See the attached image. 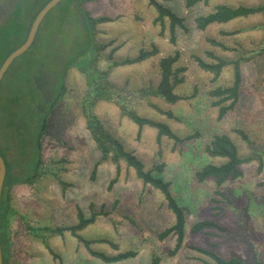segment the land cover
Returning <instances> with one entry per match:
<instances>
[{
  "label": "rangeland",
  "instance_id": "374dc122",
  "mask_svg": "<svg viewBox=\"0 0 264 264\" xmlns=\"http://www.w3.org/2000/svg\"><path fill=\"white\" fill-rule=\"evenodd\" d=\"M158 1L186 19L188 29H177L175 44L170 40V20L163 31L155 22L158 13L149 0L82 3L81 8L92 17L111 18L97 23L93 31L98 49L104 46L99 49V68L108 71V83L120 90L116 93L118 99L103 97L91 104L87 100L90 79L77 66L67 69L62 97L48 118V129L42 138L43 165L39 175L33 182L21 181L11 190L12 205L18 212L11 224V264H150L153 254L161 256V264L213 262L191 246L213 250L224 258L239 256L251 262L257 255L264 261V11L214 23L203 30L196 25L198 16L211 12L218 4L264 6V0H208L192 6L187 5L188 0ZM18 4L19 1L13 16ZM73 12L75 15H70L62 32L46 46L47 67L84 44L80 41L86 35L82 14ZM76 40L80 43L76 44ZM155 47L158 53L146 60L109 69L111 53L113 60L122 62ZM176 51L181 54L176 66L184 79L176 90L186 99L171 104L159 97L146 99L138 94L142 87L159 84V60ZM197 57L209 63L243 58L240 99L222 118L221 105H229L232 100L219 104L220 97L211 91L233 85L234 65L225 66L215 76L199 65ZM9 73L11 85L21 79L22 72L17 67ZM38 73L32 81L48 99L55 93L57 76L45 68ZM118 101H124L141 116L166 122L181 138H191L176 144L163 137L159 144L157 130L149 126L139 135V126ZM168 111L174 117H169ZM90 112L99 120L103 133L132 151L145 169L164 164L163 176L187 210L186 237L176 255H170L176 237L159 238L175 221L164 196L144 184L124 160L114 161L111 150L109 156H104L89 128ZM214 133L228 134L240 156L252 157L241 165L243 174L239 178L222 183L213 177L197 180L196 171L203 165L226 161L207 152ZM22 165L19 171L24 173ZM79 208L86 217L95 216L78 232L91 241L93 249L109 255L136 250L137 255L118 262H105L91 255L83 241L67 229L78 223ZM200 220L216 222L224 230L193 232L192 225ZM61 227L65 230L55 231Z\"/></svg>",
  "mask_w": 264,
  "mask_h": 264
},
{
  "label": "trees",
  "instance_id": "16d2710c",
  "mask_svg": "<svg viewBox=\"0 0 264 264\" xmlns=\"http://www.w3.org/2000/svg\"><path fill=\"white\" fill-rule=\"evenodd\" d=\"M49 1L50 0L19 1L16 10V12H18H15L16 14L9 19L5 28L0 33V67L12 52L26 41L34 19ZM202 1L207 2L208 0H188L187 5L192 6ZM83 2L84 0H63L54 7L39 27L31 48L12 63L0 83V154L5 159L7 166L0 206V238L3 252V264H11L13 250L11 243V224L13 217L18 214L12 205L11 190L21 181L33 182L39 175L40 168L43 165L42 138L48 129V118L51 116L53 108H55L62 97L65 82L64 78L67 69L73 65L77 66L87 79H90L91 89L88 91L87 100H89L91 104H94L103 97L115 101L118 99L116 93L117 90H120L116 88V86L108 83V71L99 68V49L101 51L104 46L98 49L93 31L97 23L109 21L111 18L92 17L86 10L81 8ZM149 2L155 7L158 13L155 22L162 26L163 31L166 28L167 19L170 20V40L175 44L177 42V29L180 27L185 30L188 29L186 19L158 0H149ZM73 9L82 14V25L85 28L86 35L82 37L80 41L84 44L80 49H77V51L73 52L72 50L69 55H65L64 60L63 57L59 60H52V65L47 67L46 64H48V60L45 59L47 54L46 46L58 32H62V28L69 20L70 15H75ZM25 11H27L26 14ZM263 11V5H241L232 7L227 4H218L211 12L198 16L196 18V25L199 29L203 30L214 23H226L240 17L254 15ZM52 27H54V29L51 31ZM19 30L21 32L17 36ZM84 40L85 42H83ZM78 41L79 40H76V44L80 43ZM211 41L215 42L214 40ZM157 53L158 49L156 47L151 51L141 50L136 58L126 59L122 62L113 60V54L111 53L109 55L111 61L109 69L121 64L140 62ZM180 55V52L176 51L174 54L162 57L158 63L161 77L159 84L157 86L150 85L148 87H142L139 93H137L146 99L151 96L159 97L171 104L186 99L185 96L181 95L176 90L184 81L180 73L181 70L176 66L180 59ZM21 58L24 59L23 62L20 61ZM197 61L202 68L214 73L215 76H218L225 66L229 64L234 65L233 85L225 88L219 87L211 91L213 96L220 97L219 104L227 100H232L229 105H221L219 118H222L234 108L240 99V88L242 84L241 63L243 58H238L234 61L220 59L218 62L209 63L197 57ZM15 67L22 72V74L19 75L21 79L11 85L10 82H8L10 75L9 71ZM42 68L54 71L57 76V83L54 86L55 93H53V95L51 94L48 99L32 81L33 75H39L38 71ZM118 102L122 105L123 111L139 126V135L145 126H149L157 130V142L159 144H161L163 137L173 139L176 144L191 138V136L181 138L166 122L141 116L135 110L125 105L124 101ZM148 102L150 105L163 112V109L158 107L155 103L151 101ZM166 114L169 117H174L173 113L169 111ZM87 118L89 128L94 138L103 149L104 156H109L108 151L111 150L114 161L119 162L120 160H124L129 167L135 170L138 178L141 179L144 184L156 188L164 196L168 208L174 214L175 221L171 226L159 234V238L164 240L169 236H175L176 245L170 251V255H176L183 247L186 237L187 210L179 203L177 197L173 194L171 182L164 178V164L157 165L156 168L152 170L145 169L144 163L132 151L127 150L124 145L112 135L103 133L104 131L102 127H100L101 124L99 120L92 112L87 114ZM207 152L210 156L221 157L226 159V161L221 164L208 163L203 165L196 171V178L199 181H204L209 177H213L217 179V182L222 183L228 178H239L243 174L241 165L249 162L252 158L250 155L247 157L240 156L237 145L226 133H214L207 146ZM160 154L161 151L159 150V155ZM24 157L25 160L23 159ZM23 163H26V165H22ZM20 165H22L21 167L24 173L17 169ZM24 175L25 178H22ZM115 180H113L112 183H114ZM20 217L22 216L20 215ZM78 219L79 221L76 225L67 227V229L83 241L94 257L100 258L105 262H118L137 255L136 250H128L116 255H109L105 252L93 249L91 247V241L82 238L78 232L93 222L95 216L88 218L82 209L79 208ZM28 227L29 230L33 229L31 226ZM208 228L224 230L223 226L210 220H200L192 225L193 232H199ZM63 230L65 229L61 227L57 228L55 231L62 232ZM46 245L49 247L48 244ZM114 246L116 247L117 245L115 244ZM191 248L209 256L213 261L211 264H264V261L257 255L249 262L239 256L224 258L207 248L198 246H191ZM161 260V256L153 254L150 264H161Z\"/></svg>",
  "mask_w": 264,
  "mask_h": 264
},
{
  "label": "water",
  "instance_id": "95a60500",
  "mask_svg": "<svg viewBox=\"0 0 264 264\" xmlns=\"http://www.w3.org/2000/svg\"><path fill=\"white\" fill-rule=\"evenodd\" d=\"M61 1L63 0H50L38 13V15L36 16V18L34 19L31 25L26 41L20 47L14 50L5 59L2 66L0 67V83L2 79L4 78L6 72L8 71L9 67L12 65V63L31 48L35 40V37L37 35V32L39 30V27L45 20L46 16ZM6 173H7L6 162L3 156L0 154V206H1L2 189H3ZM0 264H3V252H2L1 238H0Z\"/></svg>",
  "mask_w": 264,
  "mask_h": 264
},
{
  "label": "flooded vegetation",
  "instance_id": "af4514ba",
  "mask_svg": "<svg viewBox=\"0 0 264 264\" xmlns=\"http://www.w3.org/2000/svg\"><path fill=\"white\" fill-rule=\"evenodd\" d=\"M18 1L20 0H0V33L5 28L9 19L13 16ZM17 169L19 170L18 167Z\"/></svg>",
  "mask_w": 264,
  "mask_h": 264
}]
</instances>
